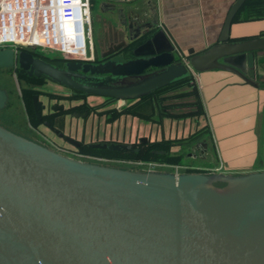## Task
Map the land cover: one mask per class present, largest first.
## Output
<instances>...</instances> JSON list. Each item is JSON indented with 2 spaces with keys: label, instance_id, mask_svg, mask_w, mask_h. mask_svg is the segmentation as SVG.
Here are the masks:
<instances>
[{
  "label": "water",
  "instance_id": "1",
  "mask_svg": "<svg viewBox=\"0 0 264 264\" xmlns=\"http://www.w3.org/2000/svg\"><path fill=\"white\" fill-rule=\"evenodd\" d=\"M245 1L230 5L217 42L200 53L187 50L183 61L153 29L155 20L123 37L127 13L119 7L123 31L98 61L58 65L30 49L2 47L0 68L15 66L84 95L122 101L214 68L255 86L246 59L264 50V35L228 37ZM5 100L0 89V107ZM31 103L40 120L36 94ZM87 146L138 150L121 142ZM0 264H264V172L131 171L64 155L0 126Z\"/></svg>",
  "mask_w": 264,
  "mask_h": 264
},
{
  "label": "crops",
  "instance_id": "2",
  "mask_svg": "<svg viewBox=\"0 0 264 264\" xmlns=\"http://www.w3.org/2000/svg\"><path fill=\"white\" fill-rule=\"evenodd\" d=\"M130 2L137 7L138 16L148 19L150 14L153 15L156 21L153 29L162 31L177 57L183 61L187 50L200 53L217 42L226 13L234 0ZM260 35H264V0H246L230 24L229 40ZM246 67L255 86L222 69L191 73L189 82L197 92L202 107L200 114L182 118L163 116L160 120L153 118V113L150 119L121 115L112 119L124 123L121 132H111L118 140L97 142L131 143L138 148L134 145L135 138L138 144L168 141V153H183V158H186L179 164L202 169L220 166L215 172L223 176L264 172V50L248 55ZM159 121H162V127L158 132L156 122ZM56 128L73 139L68 131L60 130L59 126ZM149 130L151 136L147 135ZM140 138L146 140L140 142ZM201 142L205 148L200 146Z\"/></svg>",
  "mask_w": 264,
  "mask_h": 264
},
{
  "label": "rangeland",
  "instance_id": "3",
  "mask_svg": "<svg viewBox=\"0 0 264 264\" xmlns=\"http://www.w3.org/2000/svg\"><path fill=\"white\" fill-rule=\"evenodd\" d=\"M103 1L108 2L107 0H89V19L91 40L94 48V59L98 57V52L103 49L104 43L108 40L109 24L107 21L109 20L111 22L112 28H119L116 22L117 8L122 7L127 13L128 9L132 6V2L129 3V1L120 0L111 1V3L115 6L114 9H103L101 4ZM16 34L17 33L9 34L8 32L6 35H2L1 38L3 39L6 37L10 41L13 40L11 37L16 38L19 36V34ZM9 46L10 45H5L4 47ZM42 52L46 53L45 56H48L49 58L51 57V59L48 58L50 61H57V57L62 56L60 54L58 55L57 52L49 50ZM31 86L43 89V92H40L39 94V100L47 104L44 112L48 111V106L52 103L56 105H63L66 109H68V113L57 112L54 118L46 119L49 120L53 126H59L60 130L68 131V135H70L73 139L80 140L82 143L81 146L76 147L72 143L64 141L63 138L57 136L51 129L35 118L30 98L31 93L35 91L28 90ZM0 89L6 93L4 105L0 107V126L8 131L29 141L83 161L131 171L140 169L136 163L142 160L135 156L103 155L99 154L95 148L87 147L85 145V143L103 140H118V138H114L112 136L111 132H121L124 128V123L118 120L116 121V119L108 120L104 114L99 115L93 112L90 107L98 105H100L98 108L119 107L123 104L122 100L108 101L107 97L94 95H84L83 99H76L73 97L74 92L69 89L68 98H66L63 94L66 90L65 87H62L50 80L28 78L24 73L17 70L15 66L0 68ZM47 94L51 95V97ZM192 99L193 98L190 100ZM193 106L194 104L191 103V105L187 108H182L181 106L175 107L174 111L176 113H181L185 110L188 111L192 109ZM71 111H87V114L85 116H74L71 114ZM153 118L160 120V113L155 111L153 113ZM162 121L156 122L158 132L162 127ZM150 134L151 131L149 130L147 135L151 136ZM134 145H140L137 143V138L134 140ZM182 159L186 160L185 157ZM151 161L161 163L160 159H152ZM197 168L202 169V167ZM165 169L170 170V168Z\"/></svg>",
  "mask_w": 264,
  "mask_h": 264
},
{
  "label": "built area",
  "instance_id": "4",
  "mask_svg": "<svg viewBox=\"0 0 264 264\" xmlns=\"http://www.w3.org/2000/svg\"><path fill=\"white\" fill-rule=\"evenodd\" d=\"M89 0H0V22L21 17L20 33L23 45H10L13 48H26L45 56L42 51L57 52L59 60L68 59L92 61L91 30L89 25ZM65 56V57H63ZM69 56V58H68ZM51 59V57H50ZM54 59V58H53ZM143 170H166L174 174L187 171H218L221 167L199 169L188 164H169L152 161H138Z\"/></svg>",
  "mask_w": 264,
  "mask_h": 264
},
{
  "label": "trees",
  "instance_id": "5",
  "mask_svg": "<svg viewBox=\"0 0 264 264\" xmlns=\"http://www.w3.org/2000/svg\"><path fill=\"white\" fill-rule=\"evenodd\" d=\"M35 55L37 52L32 51ZM41 57V56H40ZM47 59L45 57H42ZM28 78H36L34 76ZM190 76L168 84L159 88L153 93L144 97L127 100L119 107L98 108V106L90 107L97 114H104L108 120H112L121 115H135L141 119H150L151 113L158 111L160 117L169 116L172 118H182L190 115L200 114L202 107L198 99L197 92L190 85ZM193 98L192 100H190ZM108 101L117 100L108 98ZM191 103L194 104L190 110L181 113L174 111L175 107L187 108ZM89 109V108H88ZM35 116V115H34ZM36 118V117H35ZM168 141H155L140 144L137 151L131 150H108L95 148L99 154L114 156H135L142 161H151L152 159H160L161 163L176 164L181 163L183 153L171 155L167 152ZM153 162V161H152Z\"/></svg>",
  "mask_w": 264,
  "mask_h": 264
},
{
  "label": "flooded vegetation",
  "instance_id": "6",
  "mask_svg": "<svg viewBox=\"0 0 264 264\" xmlns=\"http://www.w3.org/2000/svg\"><path fill=\"white\" fill-rule=\"evenodd\" d=\"M107 1L108 2H104L103 1L101 3L102 4V8L103 9L104 8H107V9L110 10V8H111V1L110 0H107ZM126 16H127L126 23H124L125 26H126V31H124L123 37L127 36L129 32H130L129 35L132 36L133 34L136 33V30H139L140 32L144 31L145 30V27H143V24L145 22H151L153 20V18H152L153 15L152 14H150V17L148 19L143 18L142 15H139L138 16L136 14H131L130 12L127 13ZM116 22H117V25H118L119 28H112L111 27L112 26L111 25V22L109 20L107 21V23L109 24L108 40L104 43L103 49L98 52V57L95 58L94 61H98L99 60V55H100V53L102 51H106L108 47H112V42L115 43V40L114 39H116V41L119 40L120 37L118 35V32L123 31V24H122L123 18H122V16L119 15L118 11H117V14H116ZM129 24H131L130 27H128ZM138 26H139V28H137ZM57 61L56 60H52L51 62H53L55 64H58V65H63V63H64V61L59 60V59ZM17 70H19L20 72L24 73L27 77H32V76H28L25 71H22V70H20L18 68H17ZM36 78L38 80L39 79L40 80L41 79L48 80V79L43 78V77H36ZM65 88H66L67 91L65 90V92L63 94H64V97L68 98V89L69 88H67V87H65ZM28 90H30V91L31 90H34L35 92L31 93L30 98H31V96L33 94H36L38 96V100H39V94H40V92H43V89L42 88H40V87H34V86L29 87ZM69 90H71L72 92H74V94H73L74 95L73 96L74 98H76V99H83L84 98V94H82L81 92L75 91L73 89H69ZM47 95L51 97V95H49V94H47ZM48 99H50V98H48ZM39 102H40V109H39V111H40V115H41V119L39 121H41L44 125H46L44 122H47L48 125H46V126L49 129H51L53 132H55V134L58 135L59 137L63 138L64 141L68 142L67 140L64 139L65 136L66 137H68V136L65 135L64 133L60 132L56 127H54L52 125V123L49 120L46 119V118H49V119L54 118L55 115L57 114V112L68 113V109H66L63 105H56V104L52 103L51 105L48 106V111L44 112L45 108L47 107V104L41 102L40 100H39ZM84 112L87 113V111H84ZM84 112H74V111H71V114H73L74 116H76V115L77 116H82V114ZM33 113H34V111H33ZM60 133L62 135H60ZM81 145L82 144L79 143L78 146H76V145L75 146L76 147H79Z\"/></svg>",
  "mask_w": 264,
  "mask_h": 264
},
{
  "label": "bare ground",
  "instance_id": "7",
  "mask_svg": "<svg viewBox=\"0 0 264 264\" xmlns=\"http://www.w3.org/2000/svg\"><path fill=\"white\" fill-rule=\"evenodd\" d=\"M21 17H13L11 20H6L4 23L0 22V43L2 44H16V45H23L24 44V37H22V33H20L19 25L21 24ZM89 25H90V19H89ZM91 31V30H89ZM17 33L19 36L16 38L11 37L13 40H8L6 37L1 38L2 35H6L7 33ZM16 34V35H17Z\"/></svg>",
  "mask_w": 264,
  "mask_h": 264
}]
</instances>
